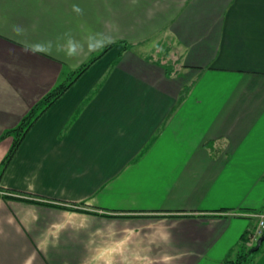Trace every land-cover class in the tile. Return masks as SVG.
Wrapping results in <instances>:
<instances>
[{"label": "crops", "instance_id": "1", "mask_svg": "<svg viewBox=\"0 0 264 264\" xmlns=\"http://www.w3.org/2000/svg\"><path fill=\"white\" fill-rule=\"evenodd\" d=\"M94 57L0 175V264H225L252 249L264 0H0V165L3 132ZM254 255L264 264V241Z\"/></svg>", "mask_w": 264, "mask_h": 264}, {"label": "trees", "instance_id": "2", "mask_svg": "<svg viewBox=\"0 0 264 264\" xmlns=\"http://www.w3.org/2000/svg\"><path fill=\"white\" fill-rule=\"evenodd\" d=\"M108 48V47H106ZM106 48L104 50H106ZM94 57L89 62L83 64L81 67L72 71L68 74L65 81H62L47 93H45L20 119V121L13 126L12 128L6 129L1 135V139L10 136L12 138L11 145L0 165V175L5 168L6 164L12 157L15 150L18 148L23 138L25 137L28 129L31 125L37 120L46 110L47 108L88 68L90 63L95 60ZM260 236H264V230ZM259 236V237H260ZM264 241V240H263ZM263 241L257 250L261 247ZM256 251H244L239 255V259L234 264H242L243 262L249 260V254L255 253Z\"/></svg>", "mask_w": 264, "mask_h": 264}, {"label": "rangeland", "instance_id": "3", "mask_svg": "<svg viewBox=\"0 0 264 264\" xmlns=\"http://www.w3.org/2000/svg\"><path fill=\"white\" fill-rule=\"evenodd\" d=\"M239 255H241L239 252L230 254L228 258L229 260L225 264H234L240 258ZM254 257H255L254 253L249 254V260L245 261L247 262L246 264H250V262L253 260Z\"/></svg>", "mask_w": 264, "mask_h": 264}, {"label": "built area", "instance_id": "4", "mask_svg": "<svg viewBox=\"0 0 264 264\" xmlns=\"http://www.w3.org/2000/svg\"><path fill=\"white\" fill-rule=\"evenodd\" d=\"M255 216L259 217L258 225L255 230L256 237H259L264 230V217L258 214H255Z\"/></svg>", "mask_w": 264, "mask_h": 264}, {"label": "water", "instance_id": "5", "mask_svg": "<svg viewBox=\"0 0 264 264\" xmlns=\"http://www.w3.org/2000/svg\"><path fill=\"white\" fill-rule=\"evenodd\" d=\"M263 240H264V236L258 237L256 245L251 250L256 251Z\"/></svg>", "mask_w": 264, "mask_h": 264}]
</instances>
